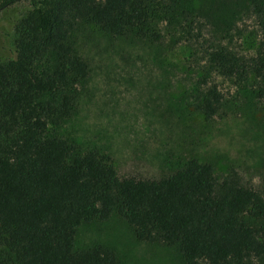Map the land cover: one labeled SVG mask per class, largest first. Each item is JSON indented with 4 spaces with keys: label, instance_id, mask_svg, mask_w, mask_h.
Returning <instances> with one entry per match:
<instances>
[{
    "label": "trees",
    "instance_id": "obj_1",
    "mask_svg": "<svg viewBox=\"0 0 264 264\" xmlns=\"http://www.w3.org/2000/svg\"><path fill=\"white\" fill-rule=\"evenodd\" d=\"M19 1L0 0V11ZM24 1L12 47L0 55V264H121L102 244L74 248L81 223L112 214L138 241L175 245L183 264H264V192L255 186L235 174L218 179L196 158L156 178L119 176L108 155L80 152L52 131L88 72L71 44L74 29L91 23L155 42L180 0ZM250 3L260 32L253 55L213 45L206 61L226 77L251 76L264 109V0ZM221 99L208 87L198 108L210 118Z\"/></svg>",
    "mask_w": 264,
    "mask_h": 264
},
{
    "label": "rangeland",
    "instance_id": "obj_2",
    "mask_svg": "<svg viewBox=\"0 0 264 264\" xmlns=\"http://www.w3.org/2000/svg\"><path fill=\"white\" fill-rule=\"evenodd\" d=\"M26 4L0 11V55L12 47L13 23ZM159 26L161 38L150 42L79 24L71 44L88 72L75 86L70 115L52 131L80 152L94 148L108 155L119 176L156 178L196 158L211 163L216 178L235 174L264 192V109L254 79L226 77L206 61L213 45L253 55L260 32L250 0H180L172 19ZM212 86L222 101L206 118L198 105ZM96 244L113 249L121 264H183L175 245L136 240L116 214L76 228L75 249Z\"/></svg>",
    "mask_w": 264,
    "mask_h": 264
}]
</instances>
